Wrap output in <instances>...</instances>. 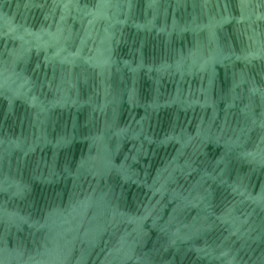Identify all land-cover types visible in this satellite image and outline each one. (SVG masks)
Here are the masks:
<instances>
[{
  "label": "water",
  "instance_id": "1",
  "mask_svg": "<svg viewBox=\"0 0 264 264\" xmlns=\"http://www.w3.org/2000/svg\"><path fill=\"white\" fill-rule=\"evenodd\" d=\"M0 264H264V0H0Z\"/></svg>",
  "mask_w": 264,
  "mask_h": 264
}]
</instances>
